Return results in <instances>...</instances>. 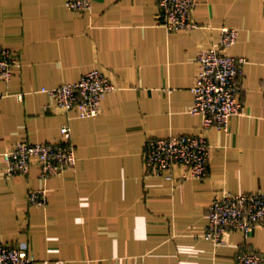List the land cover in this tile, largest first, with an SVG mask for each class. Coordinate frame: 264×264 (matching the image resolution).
Here are the masks:
<instances>
[{
  "label": "crops",
  "instance_id": "1",
  "mask_svg": "<svg viewBox=\"0 0 264 264\" xmlns=\"http://www.w3.org/2000/svg\"><path fill=\"white\" fill-rule=\"evenodd\" d=\"M66 1L0 0V50L17 60L10 81L0 78V152L57 141L67 123L76 157L46 179L35 164L7 175L0 159V244L25 248L35 264H235L241 251L264 258V226L219 243L202 238L222 192H264V0H197L198 28L175 32L159 23L156 0H92L89 12ZM225 26L239 31L230 53L246 60L244 114L227 132L202 131L189 113L197 56ZM94 69L116 87L95 118L59 111L40 91ZM179 134L207 138L208 176L145 177L147 141ZM41 188L46 204L31 205Z\"/></svg>",
  "mask_w": 264,
  "mask_h": 264
},
{
  "label": "built area",
  "instance_id": "2",
  "mask_svg": "<svg viewBox=\"0 0 264 264\" xmlns=\"http://www.w3.org/2000/svg\"><path fill=\"white\" fill-rule=\"evenodd\" d=\"M197 0H156L159 23L168 31L193 30L198 24L192 19ZM68 9L89 12L92 0H67ZM220 39L197 56L198 72L192 88L193 101L189 113L201 117L202 131L211 127L229 130L233 116L244 114L239 99L240 78L246 60L233 56L230 48L239 38L236 28L222 27ZM17 60L8 49L0 50V78L10 81ZM111 79L101 70H91L77 82L42 88L54 102V108L78 118H95L100 113L103 98L115 90ZM47 105L46 109H50ZM60 139L45 143L16 142L0 152L7 175L27 174L29 168L38 166L42 179L63 174L74 166L75 149L67 123L60 129ZM211 146L203 135L179 134L167 138H151L143 153L144 176L163 177L174 181L204 179L208 176ZM48 191L32 190L29 203L44 206ZM256 226H264V192L233 194L222 192L210 204L206 214V227L202 238L219 243L229 232L249 234ZM0 264H35L33 254L25 248L0 244ZM235 264H264V258L250 251H241Z\"/></svg>",
  "mask_w": 264,
  "mask_h": 264
}]
</instances>
